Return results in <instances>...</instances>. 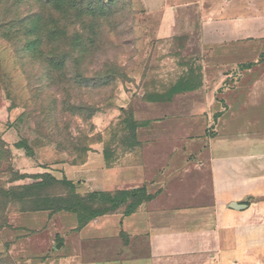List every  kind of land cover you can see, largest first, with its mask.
<instances>
[{
    "label": "rangeland",
    "instance_id": "1",
    "mask_svg": "<svg viewBox=\"0 0 264 264\" xmlns=\"http://www.w3.org/2000/svg\"><path fill=\"white\" fill-rule=\"evenodd\" d=\"M39 1L0 0V188L42 182L44 188L33 193L48 198L0 204V264H39L8 253L17 235L15 218L37 227L47 223L49 212L20 213L22 206L57 211L73 204L70 188L54 182L66 178L65 169L83 166L90 156L108 167L139 163L142 139L151 135L140 128L180 124L182 110L204 103L203 63H238L228 71L234 78L239 69L264 61V51L249 39L238 51L205 52L198 33L206 30L201 20L211 6L196 0ZM237 13L216 21L214 30L227 28L230 38L258 32L251 28L260 22L247 18L253 15L242 21ZM233 82L212 86L216 103L224 106L222 91L236 88ZM72 184L76 193L78 182ZM136 200L76 201L85 214H123Z\"/></svg>",
    "mask_w": 264,
    "mask_h": 264
},
{
    "label": "crops",
    "instance_id": "2",
    "mask_svg": "<svg viewBox=\"0 0 264 264\" xmlns=\"http://www.w3.org/2000/svg\"><path fill=\"white\" fill-rule=\"evenodd\" d=\"M184 2L193 3L178 5ZM195 4L211 6L198 33L205 52L238 51L248 39L264 51V0ZM233 10L237 20L253 15L247 18L260 22L251 28L258 32H216L215 22L230 21ZM203 65L204 103L182 110L180 124L140 128L151 135L142 139L139 163L108 167L90 156L64 170L82 196L143 189L148 200L129 215H101L82 227L68 212L75 218L49 214L37 227L16 216L8 253L39 264H264V61L234 78L228 71L238 63ZM232 81L236 88L221 94L224 106L216 103L212 86Z\"/></svg>",
    "mask_w": 264,
    "mask_h": 264
},
{
    "label": "trees",
    "instance_id": "3",
    "mask_svg": "<svg viewBox=\"0 0 264 264\" xmlns=\"http://www.w3.org/2000/svg\"><path fill=\"white\" fill-rule=\"evenodd\" d=\"M57 0H45V1H39V3H42L44 6H49L50 4H53ZM108 166V165H106ZM52 180V179H51ZM55 183H63L64 185L68 186L71 190L70 192V199L74 201L73 204L68 205L66 208H59L57 211L58 212H68V213H73L76 215L77 220H78V225L79 227L84 226L87 224L89 221L95 219L98 216L101 215H106V214H112L113 212L110 213H102L99 210H91L88 213H84L80 211L79 208V203H77V199H83L86 197H108L109 202L112 205H118V203L121 201L122 198H128V199H137L132 205H130V208L123 213V215H129L131 214L138 205H140L142 202L146 201L149 199V197L145 194L143 189L140 190H134V191H116V192H105V193H90L87 195H80L77 192L75 193L74 185L72 184V181H69L68 179H62L61 181H56L54 180ZM44 188L42 185V182L39 184H36L35 186H19V187H11L7 190H4L0 188V204L6 205H18V204H37L39 201L46 198V196L43 195H36L33 193V188ZM86 196V197H85ZM9 201V202H8ZM76 201V202H75ZM41 211H47L49 214H54L57 211H54L50 207H36V208H24L23 206L19 210L20 213H28V212H41ZM116 213V212H114ZM0 214H1V209H0ZM1 216V215H0Z\"/></svg>",
    "mask_w": 264,
    "mask_h": 264
},
{
    "label": "water",
    "instance_id": "4",
    "mask_svg": "<svg viewBox=\"0 0 264 264\" xmlns=\"http://www.w3.org/2000/svg\"><path fill=\"white\" fill-rule=\"evenodd\" d=\"M234 207H245L244 205H236V206H234Z\"/></svg>",
    "mask_w": 264,
    "mask_h": 264
}]
</instances>
